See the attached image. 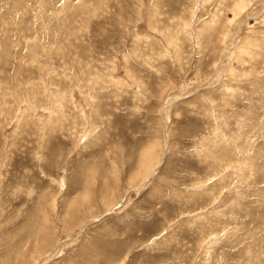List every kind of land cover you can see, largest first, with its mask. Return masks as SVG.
I'll list each match as a JSON object with an SVG mask.
<instances>
[{
  "label": "rangeland",
  "instance_id": "rangeland-1",
  "mask_svg": "<svg viewBox=\"0 0 264 264\" xmlns=\"http://www.w3.org/2000/svg\"><path fill=\"white\" fill-rule=\"evenodd\" d=\"M0 264H264V0H0Z\"/></svg>",
  "mask_w": 264,
  "mask_h": 264
}]
</instances>
